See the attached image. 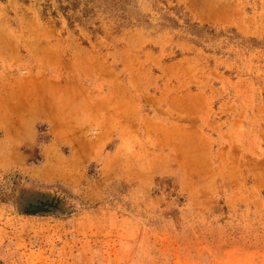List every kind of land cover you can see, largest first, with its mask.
<instances>
[{"label": "rangeland", "instance_id": "374dc122", "mask_svg": "<svg viewBox=\"0 0 264 264\" xmlns=\"http://www.w3.org/2000/svg\"><path fill=\"white\" fill-rule=\"evenodd\" d=\"M0 264H264V0H0Z\"/></svg>", "mask_w": 264, "mask_h": 264}]
</instances>
